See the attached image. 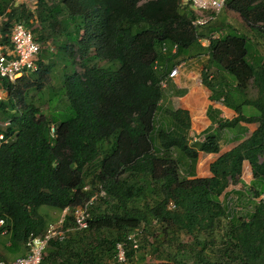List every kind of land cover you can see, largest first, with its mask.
Wrapping results in <instances>:
<instances>
[{"label": "trees", "instance_id": "obj_1", "mask_svg": "<svg viewBox=\"0 0 264 264\" xmlns=\"http://www.w3.org/2000/svg\"><path fill=\"white\" fill-rule=\"evenodd\" d=\"M183 3L38 0L30 10L0 0V43L10 46L20 23L41 45L37 70L16 83L0 78L7 95L0 117L8 123L0 131L7 138L0 145L1 259L26 255L29 237L49 226L38 212L48 206L68 209L67 232L49 242L41 264H140L160 250L161 264H264V199L238 217L220 200L242 183L245 161L260 187L252 193L257 184L251 186L252 197L264 194V0H227L224 10L237 13L250 35L231 28L207 47L201 40L210 39L218 18L195 27L197 13L188 3L183 12ZM203 57L210 99L223 98L237 113L219 127L259 128L210 165L211 177L197 178L199 153L219 154L220 139L207 129L203 141H193L189 111L166 108L160 84L176 64ZM56 68L59 88L45 115L28 92L42 89ZM248 106L256 115L246 116ZM101 189L89 227L77 230L75 209ZM137 229L143 243L134 249L128 238ZM118 244L126 245V263L117 261Z\"/></svg>", "mask_w": 264, "mask_h": 264}, {"label": "crops", "instance_id": "obj_2", "mask_svg": "<svg viewBox=\"0 0 264 264\" xmlns=\"http://www.w3.org/2000/svg\"><path fill=\"white\" fill-rule=\"evenodd\" d=\"M212 34L222 35L221 32L216 31ZM180 63H182V61ZM203 63L204 60L202 58L183 61L182 64L185 66L181 69L179 75L170 78L167 88L163 90L166 108L170 110L186 109L189 111L192 120V130L197 135V138L200 137L201 139H205V135H201L205 130L209 129L211 135H215L220 139L221 151L219 154L199 153L196 166L197 178L211 177L210 165L221 155L232 150L242 141L250 138L259 128L258 123L249 124L244 122H240L235 127L234 132L219 127L218 122L220 120H232L237 117V113L224 105L223 98L220 100L210 99L212 92L205 87L202 82V71L205 65V63ZM177 65L178 64L175 66ZM255 94L254 91H250L251 96H255ZM251 108L250 106L244 108L246 116L256 115V112ZM241 179L242 183L231 185L220 197V200L223 201L224 204L232 210V214H235L237 217L250 214L252 212L253 203L258 202L264 195H261V197L257 199L252 197V193L256 190L260 191V187L257 184L258 181L253 177L252 168L248 161H245L243 164ZM255 183L257 186L251 193L250 188ZM161 262L163 261H158L159 264H161Z\"/></svg>", "mask_w": 264, "mask_h": 264}, {"label": "built area", "instance_id": "obj_3", "mask_svg": "<svg viewBox=\"0 0 264 264\" xmlns=\"http://www.w3.org/2000/svg\"><path fill=\"white\" fill-rule=\"evenodd\" d=\"M227 0H184V3L191 5L195 10L196 18L192 20V24L195 27H202L211 22H214L219 15L226 8ZM3 16H0V23L3 20ZM220 38V34H212L210 39L201 40V44L205 47L209 46L211 40ZM177 46L174 47V50ZM41 53V45L36 41L31 30L25 27L23 24H16L12 29L11 45H2L0 43V78L7 80L11 83H16L27 72H33L38 69L37 61ZM184 64L177 65L170 73L169 77L161 82L162 89L167 88L168 80L179 75ZM8 125L5 124V126ZM54 127L51 128V133L54 134ZM201 139L195 138L194 141ZM203 140V139H202ZM4 134H0V145L6 142ZM104 197V190H100L96 196L90 199L85 205L80 206L74 211V224L77 230H86L89 227V207L97 197ZM264 199V195L261 197ZM68 209L63 211L61 219L56 224H49L46 232L41 236L31 235L26 242L27 253L25 256L18 257L12 261H4L0 257V264H41L44 252L49 242L54 238L63 239L67 230L63 228L64 219ZM4 220L0 218V228L4 226ZM7 231H3V235H6ZM141 233L140 229H137L133 234L129 236V240L132 242L134 249H138L140 240L137 236ZM126 245H117L116 258L119 263L127 262Z\"/></svg>", "mask_w": 264, "mask_h": 264}, {"label": "rangeland", "instance_id": "obj_4", "mask_svg": "<svg viewBox=\"0 0 264 264\" xmlns=\"http://www.w3.org/2000/svg\"><path fill=\"white\" fill-rule=\"evenodd\" d=\"M37 2H38V0H17V4L23 3L26 6H28V8L30 10L35 9ZM187 7H188L187 3H183V5H182L183 10L182 11L184 12V11H186V9H189ZM212 25H214L216 27V32L222 33L221 36L230 32L231 28H234L238 32H245V31L249 32L247 26L245 25V22L242 21V18L237 13H234L230 10H224L220 14V16L218 17L217 21L215 23H213ZM227 25H229L231 27L229 28ZM249 35H250V32H249ZM259 44H260V46H259L260 51L264 55V39L259 38ZM202 59L204 60V63L207 64L208 58L203 57ZM182 63H183V61H182ZM182 63H180V64H182ZM118 65L119 64H117V66ZM77 69L79 70V68H77ZM55 70L56 71H54V74H53V72L49 74L47 80H45V82L43 84L42 89H40L39 91L30 90L28 92L29 96L31 97V100H33L36 105L40 106L42 113L45 115H49L50 112L53 111L52 110L53 106H50V104L48 102L50 92L53 89L58 91V88H59V79L61 76V68H56ZM30 74L31 73H28L27 75H30ZM6 98H7V95L6 94L3 95L2 92L0 91V99L2 101H4V100H6ZM251 109L256 112V110L254 108H251ZM4 123H6V121H3V119H1V117H0V131L5 130L6 127H5ZM0 134H4V133H0ZM196 136L197 135L192 130L190 138L194 141V139L197 138ZM38 212L40 214H42L43 216H45V219H47L49 224L58 223V221L61 219V217L63 215V213L59 212L58 210H54L53 208L48 207V206L39 207ZM0 240L3 241L4 243H6L7 238H6V236H3L0 238ZM140 240H141V243H143L142 242L143 235L140 236ZM185 240H187V238H185ZM1 250H2V248H1ZM147 251L152 252V250L148 247H147ZM154 255H156V256H154ZM162 256H163V254H162L161 250L157 251L153 255H150V253H147L145 262L140 263V264H159L158 261H161ZM9 259L13 260L15 258L11 257Z\"/></svg>", "mask_w": 264, "mask_h": 264}, {"label": "clouds", "instance_id": "obj_5", "mask_svg": "<svg viewBox=\"0 0 264 264\" xmlns=\"http://www.w3.org/2000/svg\"><path fill=\"white\" fill-rule=\"evenodd\" d=\"M220 36H221V35H220ZM176 50H177V49H176ZM176 50H173V52H175ZM175 67H176V66H175ZM175 67H174V68H175ZM170 73H171V72H170ZM169 75H170V74H169ZM168 77H169V76H168ZM168 77H167V78H168ZM161 82H162V81H161ZM160 85H161V84H160ZM161 88H162V87H161ZM163 90H164V89H163ZM198 139H201V138H198ZM203 140H204V139H203ZM203 140L201 139L200 141H203ZM198 141H199V140H198ZM260 199H261V198H260Z\"/></svg>", "mask_w": 264, "mask_h": 264}]
</instances>
